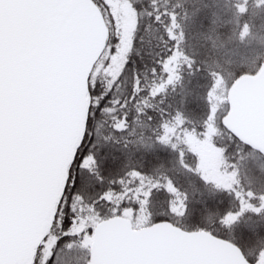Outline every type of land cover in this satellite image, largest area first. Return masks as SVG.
Instances as JSON below:
<instances>
[{
  "label": "snow or ice",
  "instance_id": "6c2138e0",
  "mask_svg": "<svg viewBox=\"0 0 264 264\" xmlns=\"http://www.w3.org/2000/svg\"><path fill=\"white\" fill-rule=\"evenodd\" d=\"M152 39L150 63H140ZM184 44L167 0H0V264H80L79 250L85 264H264V223L244 219L264 221V191L252 188L264 177V62L227 80ZM184 68L208 76L198 127L163 106ZM137 126L149 136L135 138ZM113 143L119 158L106 151ZM157 148L167 161L136 159ZM177 174L228 199L213 211ZM114 232L131 241L168 234L207 251L107 256Z\"/></svg>",
  "mask_w": 264,
  "mask_h": 264
},
{
  "label": "trees",
  "instance_id": "16d2710c",
  "mask_svg": "<svg viewBox=\"0 0 264 264\" xmlns=\"http://www.w3.org/2000/svg\"><path fill=\"white\" fill-rule=\"evenodd\" d=\"M165 3V0H160ZM176 6L178 18L185 31L184 50L189 55H194L197 61H207L208 64L224 72L225 79L230 80L229 72L237 71L242 66L247 72H254L257 66L264 62V8H257L253 5L252 0H247L248 11L246 15H240L237 5L242 7L241 0H167V6ZM123 6H121L122 12ZM185 12L188 18L183 19ZM146 21H141V24ZM247 23L248 29L242 36L244 24ZM147 39V37H146ZM156 40L152 43L147 42L142 47V58L138 57L140 63H150L151 58L147 55L150 50H154ZM182 80L177 84L175 91H169L165 105L171 104L173 108H182L185 116L198 127L205 112V104L202 99L204 91L208 84V76L205 71L194 75H189L188 69L181 71ZM223 90H220L218 97L222 96ZM186 97V102L181 105L180 101ZM220 110L223 111L224 105L221 102ZM137 136L141 133L144 137L149 136V131L143 127L137 126ZM216 142L226 145L227 141L223 136H216ZM118 145L110 144L106 151L110 156L120 157L121 153L116 151ZM143 156V163L150 167L159 160L167 161L169 154L158 148L148 154L138 153L136 159ZM119 162V160L117 161ZM264 162V158H261ZM172 175L173 173H169ZM177 179L181 185V190H187L190 198L193 200L206 201L207 206L215 211L222 207V201L228 197L223 194H217L215 198L210 197L214 190L211 185L204 187L191 177L177 174ZM252 188L254 191H264V177H253ZM241 184L247 186L244 174L240 177ZM190 184L196 187L195 193L192 192ZM203 193V195H201ZM249 222L261 221L259 217H245ZM80 264H85L88 253L84 250L78 251Z\"/></svg>",
  "mask_w": 264,
  "mask_h": 264
},
{
  "label": "water",
  "instance_id": "95a60500",
  "mask_svg": "<svg viewBox=\"0 0 264 264\" xmlns=\"http://www.w3.org/2000/svg\"><path fill=\"white\" fill-rule=\"evenodd\" d=\"M253 91L254 84L252 81H246L240 87V92L244 96L251 95ZM130 248L145 254L168 256L203 254L207 251L202 245H187L168 234L131 241L120 233L114 232L108 236L104 245V252L105 255L112 256ZM222 253L223 250H215L217 255Z\"/></svg>",
  "mask_w": 264,
  "mask_h": 264
},
{
  "label": "rangeland",
  "instance_id": "374dc122",
  "mask_svg": "<svg viewBox=\"0 0 264 264\" xmlns=\"http://www.w3.org/2000/svg\"><path fill=\"white\" fill-rule=\"evenodd\" d=\"M122 14L126 19L130 16L129 10L124 6L122 8Z\"/></svg>",
  "mask_w": 264,
  "mask_h": 264
}]
</instances>
